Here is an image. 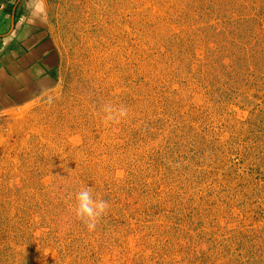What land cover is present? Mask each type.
Returning a JSON list of instances; mask_svg holds the SVG:
<instances>
[{
	"label": "rangeland",
	"instance_id": "1",
	"mask_svg": "<svg viewBox=\"0 0 264 264\" xmlns=\"http://www.w3.org/2000/svg\"><path fill=\"white\" fill-rule=\"evenodd\" d=\"M33 2L57 67L0 112V264H264V0Z\"/></svg>",
	"mask_w": 264,
	"mask_h": 264
},
{
	"label": "crops",
	"instance_id": "2",
	"mask_svg": "<svg viewBox=\"0 0 264 264\" xmlns=\"http://www.w3.org/2000/svg\"><path fill=\"white\" fill-rule=\"evenodd\" d=\"M34 0H0V112L25 104L52 81L55 46Z\"/></svg>",
	"mask_w": 264,
	"mask_h": 264
},
{
	"label": "clouds",
	"instance_id": "3",
	"mask_svg": "<svg viewBox=\"0 0 264 264\" xmlns=\"http://www.w3.org/2000/svg\"><path fill=\"white\" fill-rule=\"evenodd\" d=\"M106 111L111 112V109H106ZM108 118L112 117L109 116ZM75 202L77 217L86 222L89 231L94 230L97 220L105 212L106 202L102 199L94 198L92 190L88 186L75 193Z\"/></svg>",
	"mask_w": 264,
	"mask_h": 264
}]
</instances>
